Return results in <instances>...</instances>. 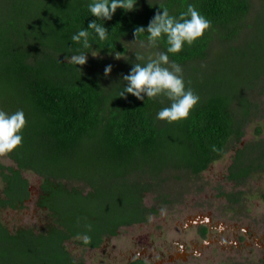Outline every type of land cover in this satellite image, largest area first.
I'll use <instances>...</instances> for the list:
<instances>
[{
  "label": "trees",
  "instance_id": "1",
  "mask_svg": "<svg viewBox=\"0 0 264 264\" xmlns=\"http://www.w3.org/2000/svg\"><path fill=\"white\" fill-rule=\"evenodd\" d=\"M88 2L0 0V109H23L26 117L22 143L6 154L15 166L0 163V209L22 207L30 198L29 184L22 177L23 171H30L41 178L37 206L51 217L39 232L10 231L0 220V264H85L70 256L66 241L98 248L120 227L144 223L155 210L143 205V196L160 176L178 169L197 175L223 155L231 139L241 137V122L232 105L237 100L246 116L250 104L243 93L264 73V12H260L258 41L222 48L221 57L229 55L236 62L231 74L207 76L215 60L203 68L184 69L186 87L199 95V102L186 119L157 120V111L170 103L163 95L144 101L131 94L118 96L125 83L122 75L131 63L144 61L134 57L115 64L103 58L126 54L122 40L134 39L133 29L147 26L158 5L179 16L192 3L211 27L192 45L170 53L169 59L182 67L204 60L214 41L238 39L247 25L251 0H138L135 10L118 8L104 22L107 40L92 33L93 48L82 49L71 36L96 19ZM146 35L138 33L135 40L147 43ZM155 49L165 51V40ZM77 50L100 51L103 58H88L78 66L80 72L69 59ZM108 64L112 71L105 76ZM250 169L243 167L230 176L237 180L249 175ZM85 232L91 236L88 245L77 238Z\"/></svg>",
  "mask_w": 264,
  "mask_h": 264
},
{
  "label": "rangeland",
  "instance_id": "2",
  "mask_svg": "<svg viewBox=\"0 0 264 264\" xmlns=\"http://www.w3.org/2000/svg\"><path fill=\"white\" fill-rule=\"evenodd\" d=\"M263 6L264 0H251L247 25L238 39L230 43L214 41L206 59L185 65L183 71L188 67L203 68L215 60L216 65L207 76L223 78L225 73L231 74L236 62L229 55L221 57L222 48H237L245 40L248 44L259 40L256 32ZM122 45L127 49L124 55L103 58L90 54L88 58L122 64L134 58L137 51L145 55L157 51L133 38L122 40ZM243 97L250 104L246 116L242 115L237 100L232 105L236 119L241 122L242 135L228 142L219 159L197 175L178 169L160 176L143 196V205L155 210L144 223L121 227L98 248H86L68 240L64 246L70 256L85 264H126L136 257L146 264H263L264 73L253 80ZM0 163L15 166L6 154L0 155ZM243 167H251L249 175L232 179L230 174ZM22 177L29 184V200L16 209H0V220L10 231L31 228L39 232L51 221L49 213L36 203L41 178L30 171H23ZM70 185L82 187L80 183ZM199 228H206L207 234L200 236Z\"/></svg>",
  "mask_w": 264,
  "mask_h": 264
},
{
  "label": "clouds",
  "instance_id": "3",
  "mask_svg": "<svg viewBox=\"0 0 264 264\" xmlns=\"http://www.w3.org/2000/svg\"><path fill=\"white\" fill-rule=\"evenodd\" d=\"M137 2L138 0H89L88 11L96 19L90 20L87 27L79 28L73 33L71 40L77 42L82 49H92L90 35L94 33L100 41L107 40L109 30L104 22L111 20L118 8L125 12L135 10ZM210 27L211 21L192 3L187 4V10L179 16L170 14L168 7L158 5L147 26H136L133 29L134 40L138 33H146L150 49H155L163 39L166 42V50L149 51L147 56L139 51L133 53L135 61L144 62L131 63L128 72L122 75V81L125 83L118 96L127 98V94H131L144 101L145 97L156 98L163 95L170 103L157 111L155 119L172 123L188 118L190 110L199 102L200 97L192 88L186 87L182 66L174 60L170 61L169 54L179 53L186 44L192 45ZM99 52L93 55L88 51L77 50L69 59L75 66H83L89 53L95 57ZM78 68L82 72V68ZM111 71V64L104 67L105 76ZM25 124L23 109L14 112L0 109V155L12 152L22 143V129ZM212 147L214 151H218L214 145ZM87 227L91 228L90 225ZM77 238L85 245L91 242V236L87 232L78 233Z\"/></svg>",
  "mask_w": 264,
  "mask_h": 264
},
{
  "label": "flooded vegetation",
  "instance_id": "4",
  "mask_svg": "<svg viewBox=\"0 0 264 264\" xmlns=\"http://www.w3.org/2000/svg\"><path fill=\"white\" fill-rule=\"evenodd\" d=\"M30 196H31V194H30ZM29 200V199H28ZM138 224H141V223H138ZM132 225H135V224H132ZM129 226H131V225H129ZM123 227H126V226H123ZM121 228V227H120ZM198 233L200 234V236H203V235H205V234H207V229L206 228H199L198 229ZM107 238H109V237H105L104 238V240L105 239H107ZM104 240H103V242H104ZM102 242V243H103ZM101 243V244H102ZM134 260V259H133ZM135 260H141V258L140 257H136V259ZM144 263H145V261L144 260H142ZM129 262H131V261H129ZM129 262H127V263H129ZM146 264V263H145Z\"/></svg>",
  "mask_w": 264,
  "mask_h": 264
}]
</instances>
